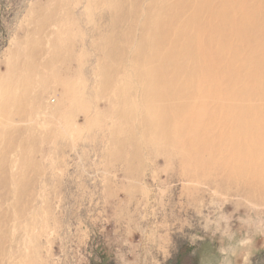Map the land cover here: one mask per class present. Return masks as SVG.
<instances>
[{
    "label": "rangeland",
    "instance_id": "374dc122",
    "mask_svg": "<svg viewBox=\"0 0 264 264\" xmlns=\"http://www.w3.org/2000/svg\"><path fill=\"white\" fill-rule=\"evenodd\" d=\"M172 20L208 68L159 91ZM201 74L227 127L261 123L237 112L264 110V0H0V264H264V194L189 178L217 142L162 118L200 111Z\"/></svg>",
    "mask_w": 264,
    "mask_h": 264
},
{
    "label": "bare ground",
    "instance_id": "6f19581e",
    "mask_svg": "<svg viewBox=\"0 0 264 264\" xmlns=\"http://www.w3.org/2000/svg\"><path fill=\"white\" fill-rule=\"evenodd\" d=\"M173 24H175L173 20L171 22H168V30L165 31V29L163 28L160 32H156L157 35H155V46H157L158 51L161 54L162 52L165 53L169 51L170 55L169 60L165 59L161 62L158 61L160 68L157 72L155 70L150 71L152 76L156 79L154 82L159 91H162L161 88H163V90L165 91L180 86L181 84L177 80V76L181 74L180 72L182 70L194 75L197 70L199 71L200 69L204 70L208 68L205 62L201 61L196 64L194 63V60L191 59L192 57L190 55L191 50L186 48L184 50L178 51L177 43L179 44V42L183 40L184 33L180 32L178 35L177 29L173 27ZM249 31L250 29H248V32ZM237 36H240V34L238 33ZM226 39L224 40V38L222 37V41L225 42ZM221 54L224 55L226 54V52L223 51ZM179 58H181V61H179ZM223 64L226 66L225 63H221L219 66V68H221L220 71L217 68V74L219 73L221 77V73L224 75L226 71L229 75H231V71L233 69H231V66L237 64V62L233 60V63L231 62L232 65L227 64V70L224 68ZM225 79L223 77L221 83H224V85L221 87L226 91L228 90L227 92L229 93L231 91L232 94V88L234 86H238L239 82L237 81V79H235V81L232 83L230 81H227V85H225ZM199 81H206V86H204L201 82H199L198 85H200L202 89L207 88L208 96L203 97L202 95L197 94L195 98H190L188 96V91L186 90V96L184 97V103L189 102L188 100L190 99H196L195 103H198L200 107L199 112L193 110L191 116L186 120L182 115V110L179 111L176 110L175 107H172V109L167 107L164 109L165 113L162 117L164 122H169V124L174 123L178 125L179 128L184 127L182 130L191 128L190 136L194 139H197L199 135L204 134L205 132V134H211L213 139H215V141L217 142L214 146H211L214 150V152L212 151L211 154L207 156L197 157V159L195 160H190V164L185 163L189 166V169H191V175H188V177L193 179L194 177H197L201 171L207 172L212 169H218L222 171L221 173H219L222 177L220 178V183L218 185L219 187H223L225 186V184H236L237 194H241L247 199L260 197V195L264 194V110L260 109V114H258L257 116L248 115V117L247 114L243 112H237V115L241 114V117L243 118H250V121L248 119L247 122H254L256 120H259L261 123L256 124L257 126H253L250 125V123H247V127H242L241 129L238 127H234L235 125L233 127H227L225 123L228 122L229 117L225 113V111L223 110V112L220 113L217 110H212L214 108H208L213 105L209 104L208 102V99L210 98L209 95L212 96V91H210V88L212 87L211 84L213 83L212 74H201L199 77ZM259 82H262V80H259ZM227 87L230 90L227 89ZM146 88V91H151L150 87ZM195 91L201 93L199 90ZM153 94H155L157 100H161V102H170L174 97L176 101L179 99V95H176L174 97H165L160 93ZM217 95L220 97V100H223V107L225 108V104L228 103L227 101L230 100V97L224 94V92L221 93V89L217 92ZM186 99L188 100L186 101ZM214 102L215 104L218 103L220 105L218 99ZM204 118L207 119L204 120ZM219 127L221 129L219 130L221 133L218 134L217 131ZM232 137L239 140L231 141L233 140ZM189 144L194 145L193 142ZM224 145L229 146V151L227 154H225L226 151L224 149ZM206 147H208V144L204 145V149ZM218 160L221 161L219 165L212 164V162Z\"/></svg>",
    "mask_w": 264,
    "mask_h": 264
}]
</instances>
